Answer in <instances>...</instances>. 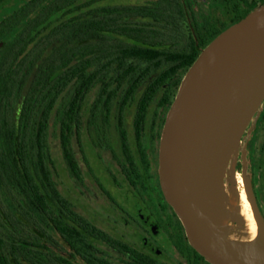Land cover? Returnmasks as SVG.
Here are the masks:
<instances>
[{"label":"flooded vegetation","instance_id":"af4514ba","mask_svg":"<svg viewBox=\"0 0 264 264\" xmlns=\"http://www.w3.org/2000/svg\"><path fill=\"white\" fill-rule=\"evenodd\" d=\"M119 3L127 4L102 5ZM235 3L245 9L240 0H213L208 19L230 21ZM183 8L185 22L171 21L168 6L158 20L123 13L120 25L142 29L141 36L137 31L134 38L107 33L111 40L103 48L108 51L113 50L110 43H120L168 53L159 65L129 59L124 70L109 63L107 55H87L91 80L83 84L74 76L61 91L62 43L52 40L38 47L37 60L22 65L20 74L10 68L2 80L6 93L0 95L6 100L0 102V264H210L190 245L159 181L161 133L188 69L171 54L187 60L190 37L199 54L197 34L208 22L193 20L189 0ZM6 17L0 15V22ZM168 24L187 39L183 48L174 50L159 39ZM52 65L50 90L47 70ZM77 65L76 59L69 63ZM38 83L34 95L31 86ZM248 159L264 221V109Z\"/></svg>","mask_w":264,"mask_h":264},{"label":"water","instance_id":"95a60500","mask_svg":"<svg viewBox=\"0 0 264 264\" xmlns=\"http://www.w3.org/2000/svg\"><path fill=\"white\" fill-rule=\"evenodd\" d=\"M263 109L264 3L200 49L161 133L160 187L210 264H264V221L248 159ZM238 177L260 241L241 215Z\"/></svg>","mask_w":264,"mask_h":264},{"label":"trees","instance_id":"16d2710c","mask_svg":"<svg viewBox=\"0 0 264 264\" xmlns=\"http://www.w3.org/2000/svg\"><path fill=\"white\" fill-rule=\"evenodd\" d=\"M107 1L115 0H31L24 5H21L23 0H0V15L6 14L7 16L1 19L0 22V42H2L0 52V95L6 93L7 86L2 80L8 76V72L12 69L13 72L20 74L23 70L22 65L25 63L32 64L37 60L38 47L52 40H60L62 43L59 49L61 91L65 89L74 76L82 79L83 84L86 80H91L86 71V68L91 65L90 59H85L87 55H91L93 58L96 55L102 57L107 55L109 63H118V66L124 70H126L125 64L129 59L157 65L163 59L168 60V53L138 44L110 43L108 47L113 50L109 51L103 47L107 44V39L111 40V36L108 35L111 33L124 32L134 38L133 32L137 31L141 36L142 29L127 28L120 25L123 13L148 16L158 20L160 17L164 18L165 8L168 6V16L172 15L171 21L181 22L184 21V0H116L118 2L124 1L127 4L102 5L103 2ZM226 1L230 2L231 0ZM240 1L244 3L245 9L235 3L237 12L233 19L222 22L209 21L204 25L203 30L197 34V45L201 47L200 49L204 48L226 27L238 22L259 5H255L254 0L252 2H249V0ZM259 2L262 4L264 0H259ZM12 7H15V9L11 13H7L6 10ZM90 13L93 16L88 18ZM27 15H31L32 18L29 17L23 24H20V21ZM178 17H181V19ZM131 31L132 33H130ZM189 39L191 49L187 60L179 54H171L173 55L171 59L180 62L184 70L189 68L198 56L193 38L190 37ZM142 44L145 43L142 42ZM148 46L154 45L150 44ZM155 46L158 47L159 44ZM73 59H76L78 65L69 67V63ZM14 65L15 68H13ZM55 70L53 65L47 70V78L50 79V90L54 88L52 78ZM38 71L37 76L39 77L43 70L40 68ZM40 86V83L31 86L33 88L31 89L32 94L36 95ZM31 98H34V96H31ZM0 102L6 103V100L2 98ZM69 107L70 104L67 110H69Z\"/></svg>","mask_w":264,"mask_h":264},{"label":"rangeland","instance_id":"374dc122","mask_svg":"<svg viewBox=\"0 0 264 264\" xmlns=\"http://www.w3.org/2000/svg\"><path fill=\"white\" fill-rule=\"evenodd\" d=\"M190 2V11L194 21L200 23H205L209 20L208 16L211 14L213 9V0H207L204 4L200 0H189ZM163 29V28H162ZM161 42L168 45L169 48L172 47L174 50L181 49L185 46L187 39L185 36H181L175 33L174 27L168 24V27H164L162 36L159 38ZM56 154L52 151V155Z\"/></svg>","mask_w":264,"mask_h":264},{"label":"bare ground","instance_id":"6f19581e","mask_svg":"<svg viewBox=\"0 0 264 264\" xmlns=\"http://www.w3.org/2000/svg\"><path fill=\"white\" fill-rule=\"evenodd\" d=\"M238 185H239V189H240V195H239V205H240V210H241V215L243 218L246 219L247 221V228L249 230V232L251 233L252 237L254 236L255 241H260V239H258L257 236V229L255 226V223L252 219V216L250 214L245 196H244V192L242 189V184H241V180L238 177Z\"/></svg>","mask_w":264,"mask_h":264}]
</instances>
